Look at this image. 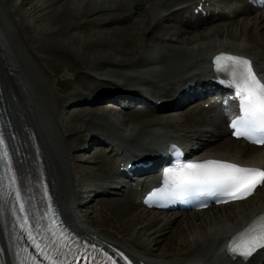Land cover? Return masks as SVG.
Segmentation results:
<instances>
[{
	"label": "bare ground",
	"instance_id": "6f19581e",
	"mask_svg": "<svg viewBox=\"0 0 264 264\" xmlns=\"http://www.w3.org/2000/svg\"><path fill=\"white\" fill-rule=\"evenodd\" d=\"M13 1L14 0H4L6 4H13ZM23 1L26 5L31 0ZM209 1L211 2L208 3ZM228 1L229 0H87L86 4L80 6L82 4H79L81 0H48L46 4L51 5L49 7L53 6V9L56 8V10L54 14L53 9L49 11L51 18L47 21L48 24L46 27H50L51 24L53 26L59 24V27L54 31L55 34L63 29L70 17H78L80 14H87V16L106 14V11L114 8L113 11L109 10L111 11L110 19L102 23L103 29L110 28V26L113 27L111 32H107L112 33L110 36H113L114 32L118 31V35L123 37L128 31L127 33L131 34L128 38L138 34L140 41L143 42L145 37L144 34L147 33L148 41L158 38L160 43L154 46L149 44V47L151 45L152 50L149 49L152 54L144 57L143 54L145 52L142 53L141 55L143 56H141V59L138 62L134 61L133 63L135 64L129 66V68L127 64L122 63V69L119 67L120 70L110 71L111 74L119 77L106 75L102 71L104 68L91 69V72L86 70L87 72L83 73L84 75H88L89 80L93 79V81L101 83L97 85L95 82L90 84L86 82L84 86L86 89L85 91L94 92L98 87L110 84L115 86V88L117 87L116 90L119 89L122 91L120 95L129 100V102H127L128 104H131L133 99L143 98L149 102L155 103L159 108L155 110L148 107L149 105L144 104L141 110H146L149 114L140 113L141 111L139 110L130 111L131 109L127 108L126 112H129V119L127 116L120 118V123L125 124L126 122L131 123L142 120L140 123L135 122L137 124L129 129H121L120 126H117L119 123H115L118 121L106 115L107 112H109L108 110L92 111L90 108H87L83 111L81 110V112L78 111L79 115L87 113L89 120L84 122L83 126H81L82 123L77 127V122L70 123L67 126L72 130L69 134V139H72L71 143L74 145L72 151L76 149L77 141H81L79 143L80 145H88L87 149L89 152L97 153L96 163L98 170L103 173L107 171L104 175H109L111 173L108 171V167L111 160L107 156L108 147L102 144L98 145L97 142L100 143V141L96 142V140L100 139L103 141L109 140L110 142L108 144L112 145L111 151L114 152L115 156L113 167L120 170L123 167H128L130 163H134L133 161L137 158L147 157L148 160L152 162L151 167H149L147 171L154 174L152 176L155 178L157 176L155 169L158 167L159 160L163 159L162 150L172 138L177 137L181 142L192 147L194 141L190 140L187 134H183L182 129H178L175 118L180 116L184 124L187 123L186 125H189L191 128H195V126L198 127V124L195 123L194 110L191 109V107L194 105L202 107L201 102H199V97L203 95L201 93L205 90L210 91L213 85L209 79L212 77L209 65L211 55L219 51H233L244 54L249 57L260 70L262 69V71H264V11L256 12L253 8L239 7L235 9L233 13H225L223 16L229 18V20L223 21L220 24H213L215 25L213 29L216 28L212 31H208L207 28L205 31L198 30V26L202 23L191 22L189 16L183 17L178 15V18L173 16V14H179V12L185 8H190L192 12L195 13L194 10L198 8V5L207 6L214 5L215 2L225 3ZM135 3H144L145 6L137 10L128 8L129 5L132 6ZM39 7L40 6L37 8ZM198 14H201V12ZM248 15L250 16L244 17L248 18L245 20H243V18H238ZM176 19H179L180 22ZM232 19L234 21L237 20L234 25L230 24V20ZM49 21H51V23ZM170 21H174V23L180 25L181 28L180 26L172 27L163 25V23ZM94 23L95 26H98L96 22ZM225 26L232 27V31L227 30ZM69 28L75 29L80 28V26L69 25ZM156 30L160 31V35H156ZM189 32L190 34L192 33V35L189 34L190 36L187 37L186 33ZM51 33L53 34V32ZM56 36L57 35H52L51 40L45 41L43 47L56 52H63L64 49L63 56L68 55L69 57L73 53L70 46L75 43V40L71 41L70 39V41L64 44L59 42ZM102 39L103 37L97 41L100 42ZM153 53H156V55ZM129 54L131 55V53ZM14 58L19 59V56L13 45L10 33L7 28L5 30L0 25V73L4 82V92L2 96L4 98V104L7 105L6 111L12 116L17 114L19 119L25 116L29 121L39 142L43 165L51 182V186L53 187L56 199L61 207L63 216L71 227L84 234L96 237L112 249H118L131 257L136 264H264V254L257 255L251 260L244 262L227 257L222 245L231 236L236 235L253 224L260 217L264 216V199L250 203L235 211L231 210L233 212L229 213L231 215L224 214L223 211L219 210L226 209L230 206H236L237 204L248 203L251 199L256 197L260 188L256 190L251 199L249 198L242 202L217 207L218 211L221 212L222 222L216 227L209 225L206 219L200 224H196V221L200 219H197L194 215L196 218L194 221L183 216L185 217L183 220L185 219L187 223L185 221L186 224L184 223V226H181V228H174L173 225L177 221L176 217L179 216L159 220L154 212H151L149 209L146 211L145 208L140 207L137 203L135 204L132 200L134 196H146L144 195L145 191L152 185V180L146 179L138 184L136 188L130 185L128 189L124 190V193L127 194L121 195L119 199H103L101 202L104 207L101 208L108 210V213L113 215L116 220L113 221L115 229L118 228L116 222L122 223L119 220L129 215L133 209H135L138 214V220L135 221L138 224L136 225L141 224L142 220L147 218V226H143L138 230L139 226L127 227L125 223H122L130 233L128 237L123 236L122 232H119L120 235L119 233H113L109 230L103 232L90 230L81 212L73 208L74 204L80 200L82 201L84 195H86L89 190L95 191V195L92 199L95 201L99 196L110 192L112 186L114 187L116 184L110 185L109 183L111 181H105L97 182L86 187H84L86 185L84 183L82 184V188L79 187L76 179L72 178L73 175H71L73 172L72 165L74 162L76 163L80 160L87 159L85 157L76 158V160L73 158L70 159V157L68 160L65 158L64 147L59 145V141L53 132V126L50 125L46 117H42V115L45 116V111L42 109L41 99L38 97L39 88L37 84L28 80L29 76H26V74H29L28 70H21V67L19 68L18 65L19 63L17 64ZM22 66L27 67L25 64ZM74 70L77 71V69ZM99 76L102 77L98 78ZM72 77L73 75L66 71L62 79L66 80ZM95 92L96 94L88 99L81 98L83 94H80V96H78L80 99L76 98L75 100L88 101V103L83 106L91 107L92 102L100 96L99 91ZM111 92H113V94L104 93L103 97L108 96V98H113L115 100L121 97L118 96V93L114 91ZM36 100L37 102L35 103ZM172 104L174 106L186 104L187 108H185V111L181 114L177 113L174 115L164 113L167 109L163 108ZM101 106L111 107L112 105L109 103L101 104ZM120 109L124 110V106L122 105ZM202 109L209 113L213 111L212 107H208L207 109L202 107ZM158 114H161V116H157ZM72 115L77 116L75 113H72ZM155 117L160 118L155 120L149 119ZM169 117H172L173 120H167ZM218 121V126L210 132L212 137L218 136L220 132L225 133L223 127L226 119L221 116ZM56 126L57 132L60 131L59 128H57L58 126ZM81 131L86 133V137L80 138L81 135H84ZM216 131H219V133ZM202 136V132H199L197 139L202 138ZM217 138H213L210 143L204 144L202 148L209 147L214 140L215 142L218 140ZM153 143L157 144V147L161 148V151L152 147L151 144ZM236 143H243L244 147H236ZM105 144H107V142H105ZM65 147H70V144H67ZM217 147L222 148L219 149ZM202 148L199 150V154L197 153V158L199 159L218 158L244 165L256 164L264 166V162L262 161L264 160V151H261V149L258 150L254 145L251 146L243 141L235 140L231 136L229 139H224V141L219 142L215 148L217 150H229V152H235L236 154L223 153V150L218 152L215 151V149L208 151L206 148L202 151ZM238 149L240 152H237ZM153 157L155 158L153 159ZM131 172L136 173L137 170ZM82 175L83 177L86 176L83 172ZM129 181L132 180L129 179ZM77 191L80 194H78ZM201 212L206 213L207 211ZM201 212L193 213L197 215ZM146 213H148V215H145ZM152 214L154 216H152ZM223 216L225 219H223ZM209 217H211L210 214ZM195 225H199V227ZM190 228H195L194 230L200 228L199 231H194L192 240L187 239V237L184 236L185 234H183V230L186 232L187 229ZM149 229L152 230L151 234H148L150 232ZM168 229L169 232L167 233L166 230ZM0 237L4 249L3 258L5 264H14L12 251L9 245V236L6 234L1 211ZM161 243L165 244V246L162 247L163 253L156 256L154 248L157 249L156 246H159ZM168 246H176L178 248L168 252L166 250Z\"/></svg>",
	"mask_w": 264,
	"mask_h": 264
},
{
	"label": "rangeland",
	"instance_id": "374dc122",
	"mask_svg": "<svg viewBox=\"0 0 264 264\" xmlns=\"http://www.w3.org/2000/svg\"><path fill=\"white\" fill-rule=\"evenodd\" d=\"M47 1L48 0H31L25 5L23 0H14L13 1L14 5H13V4H6L4 2V0H0V16H1L0 17V25L5 30L7 28L8 32L10 33V36H11L12 41H13V45L15 47V50L17 51V55L19 56V59L14 58L15 62L17 64L19 63L18 65H19V68L21 67V70L22 69H24V71L28 70L29 74H26L27 77L29 76L28 80L33 81L37 84V87L39 88V91H38L39 96L38 97H40L41 104H42L41 107L45 111L44 112L45 116L42 115V117H46L47 120H49L50 125L53 126L54 135L57 137V139L59 141V145L61 147H64L65 158L68 160V158L70 157V154L72 152H74L79 147V145H80L79 143L81 141L76 142V149L74 151H72V147L74 145L71 143L72 139L71 138L69 139V136H70L69 134H70V131H72V130L70 128H68L67 126L70 123H74V122H77V127H78V125H81L82 123L83 124L81 126H83L84 122H87V120H89V117L87 116V113H83L80 115L78 113L81 112V110L83 111L87 108H90V110H92V111L93 110H101V109H99L100 107L98 104L99 103H106V101H104V100H98L94 104L93 107H92V105H91V107H84V106L77 107L76 105L69 106L68 103H66L67 105H63L65 102L68 101L69 98L76 99V98H79L78 96H80V94H83V95H81V98H87L88 99L91 96H94L96 94L95 91L100 90L101 87H98L97 89L95 88L96 90L94 89L95 90L94 92L85 91L86 89L84 88V86H85L86 82H87V84L95 82L97 85H100L101 83H99L97 81H93V79L89 80L88 75H84L83 73H86L87 71L91 72L90 71L91 69L93 70V69H97V68L98 69L104 68V70H102V71L106 75L119 77L117 75L111 74L110 71L111 70H113V71L120 70L119 67H121V69H122L123 68L122 63L127 64L128 68H129V66L135 64V63H133L134 61L138 62L141 59V56L144 55V57H145V56H148L149 54H152L151 45L152 46L157 45L156 42L159 39L156 38L154 40L148 41L147 40L148 34L146 33V34H144L145 35L144 41L141 42L138 34H136L135 36L132 35L131 38H128L131 35V34L127 33L128 31L125 33V35L123 37L118 35V33H117L118 31L114 32V35H113L114 37L110 36V35H112V33H107V32H111L113 30V27L110 26V28L103 29L104 27L102 26V23L104 21H108L110 19V12L113 11L114 8L112 10L109 9L111 11H109V10L106 11V14H99V15H94V16H92V15L87 16V14L86 15L80 14L78 17H70L68 20V23H66V25L63 27V29L60 32L55 34L54 31L59 27L58 26L59 24L57 26H53L51 24V26H50L51 28L46 27L48 24L47 21L51 18L49 11H52V9H53V6L49 7L51 5L46 4ZM76 1H78V0H76ZM86 2H87V0H85V2H84V0H81V2H79V4L82 3L80 5V6H82V5L86 4ZM38 6H40L41 8L40 7L37 8ZM143 6H145L144 3H135L132 6L129 5V7L127 5V7L130 8L131 10H136V9H139ZM55 10H56V8L53 9V14H54ZM249 14H253V13H249ZM182 15H183V11H182ZM254 15H256V14H254ZM173 16L175 18H178V16H176V14H173ZM249 16L250 15L240 16L238 18H243V20H245L248 18H244V17H249ZM176 20L179 21V19H176ZM221 20L222 19H218V20H215V22L221 21ZM233 21H234L233 19L230 20L231 25H234L237 20L234 22ZM49 22L51 23V21H49ZM94 22H96L97 23L96 25H98V26H95ZM215 22L213 20H210L209 22L206 23V25L203 24L205 26H202L198 30H201V31L204 30L205 31V29H206L205 27H207V30L212 31L216 27L212 30L208 29V28H213V26H215V25L211 26V24H213ZM69 25H71V26L72 25H78V26H80V28L70 29ZM163 25L164 26H172V27H179L180 26L178 24H175L174 21L165 22V23H163ZM106 26H109V25H106ZM54 27H55V29H54ZM180 28H181V26H180ZM180 28H178V29H180ZM225 28L229 31H232V29H231L232 27L225 26ZM189 31H192V30H189ZM51 32H53V34ZM156 32H157V34L156 33H154V34H156L157 36L160 35L159 30H156ZM189 34H190V32L186 33L187 37L192 35V33L190 35ZM52 35H57L56 39L59 42L64 43V44L67 43L68 41H70V39H71V41L75 40V43H73L70 46L71 51H73V53L69 57H68V55L63 56L64 51H65L64 49H63V52H56L54 50L45 49L43 47V45H45L44 44L45 41L51 40ZM102 37H103V39L100 42H98L97 40L101 39ZM149 44H151L150 47H149ZM144 52L146 53V55ZM129 53H131V55ZM142 53H144V54L141 55ZM153 54L156 55V53H153ZM20 63H21V65H20ZM24 64L27 65V67L26 66L23 67L22 65H24ZM118 65H120V66H118ZM74 69H77V71H75ZM66 71L69 72L70 74H72L73 77L71 79H66V80L61 78L60 82L65 87H63L61 85V88H59L57 86V82H58L57 76H59L61 74L65 75ZM63 75H61V76H63ZM106 75H103V76H106ZM100 77H102V76H99L98 78H100ZM65 88L67 90L66 92H65ZM104 88L114 89V86L109 84V85H105ZM36 102H37V100L35 101V103ZM50 105H51V107H50ZM60 108H61V113L64 114L63 116L60 113ZM69 109L71 112H69ZM191 109L194 110L195 123L198 124V127L195 126V128H191L189 125H186L187 123L184 124V122L181 121L182 118L180 116L175 118V121L178 122V123L176 122L178 129H180V130L182 129L183 134H187L189 139L194 141L192 146H198V144H200L202 142H205V143L208 142V138H210V134H211L210 132L212 130H214L215 124H214V122H211L212 118H211V115L209 116L210 113L207 112L206 110H203L201 106H197V105L195 106L194 105L191 107ZM63 111H67V113H64ZM139 111H141L140 113L143 112V113L149 114L146 112V110H139ZM72 113H75L77 116L72 115ZM164 113H170V114H174V115L177 114V113H171V112H164ZM126 114L124 115L123 112H120V110H118V111L107 112L106 115L109 118L111 117L112 119L118 121L115 124L119 123L117 126H120L121 129H129L133 125L140 123V121H142V120L134 121L131 123L126 122L125 124L120 123L121 122V121H119L120 118H123L125 116H127V118H128L129 112H126ZM178 114H181V113H178ZM157 116H161V114H158ZM48 117H49V119H48ZM63 118H66V121H63L62 120ZM157 118H160V117L149 118V119L155 120ZM216 119H217V117L213 118L214 121ZM167 120L171 121V120H173V118L169 117ZM135 122H137V123H135ZM218 123H219V121H218ZM55 126L57 128H59L60 131L57 132ZM189 128H190V130H189ZM79 131H80V127H79ZM92 132H95V131H92ZM199 132H202V135H203L202 136L203 139L200 141H198V139H197ZM216 132L219 133V131H216ZM83 134L84 135H81L80 138H84L86 133H83ZM205 134H206V136H205ZM222 136H223V138H221ZM215 137L216 138L218 137L217 138L218 140L216 142L214 140L212 142V145L207 147L206 150L210 151L212 149H215V151H218V152L223 150L224 151L223 153L236 154L235 152H229V150H224V149L217 150L215 148L219 144V142L224 141V139L229 138L228 133L225 134V133L220 132L218 134V136H213V137L211 136V141ZM67 144H70V147H68V148L65 147ZM243 145H244L243 143H236V147L242 148V147H244ZM82 146L83 145H81L80 147H82ZM217 148L221 149L222 147H217ZM81 150L76 152V153L75 152L72 153L71 154L72 157L74 156L76 158H79V156L80 157L84 156L88 161L87 160H80L82 162L79 161L78 163L77 162L73 163V165H72V171L73 172L71 171L72 172L71 175H73L72 178H75L76 180H78L82 184L85 183L86 185L84 187L90 186V185L97 183V182L112 181L115 179V177L111 174H109V175L105 174L104 175V173H106L107 171L103 173L102 171L98 170L97 163H96V161H97V153L96 152L90 153L89 155L88 154L82 155V154H79V153H81ZM108 151H110V150L108 149ZM238 151H239V149L237 150V152ZM109 155L107 154V156L110 158L112 156V154L109 153ZM84 157H82V158H84ZM70 159H71V157H70ZM110 160H111V158H110ZM110 164H111V162H110ZM110 164H109L108 170L110 169L109 171H112ZM112 164L114 165V160H113ZM74 168H76V170ZM70 169H71V166H70ZM81 170H82L83 174H85L86 176L83 177ZM129 185H130V183H128L127 181H122L120 183V186H129ZM114 190L119 191V189L114 188L110 192H108L107 194L99 196L95 201H93L91 206H88L89 208H83L79 204H76L75 207L81 212V214L83 212L82 215H83L84 220L87 221L86 224L89 225L92 229L97 230L98 232L99 231L100 232L108 231L110 229V230H112V231L109 230L110 232H114V233L122 232L123 236L128 237V236H130L129 235L130 233L127 230L126 226L127 227L139 226L138 230H140L141 227L147 226V224H148L147 220L148 219L147 218L143 219L141 224L136 225V224H138L137 222H135L138 220V214H137L136 210L133 209V211L129 215H127V216H125L119 220L122 223H125L126 226L120 222H116V225L118 226V228L115 229L114 222H113V221H116L115 218L113 217V215L111 213H108L109 212L108 210L101 208V207H104L103 203L101 202L103 199L104 200L110 199V198L119 199L121 197V195H122L121 193L119 195H111V192H113ZM77 193L80 194L78 191H77ZM124 194H127V193H124ZM263 199H264V187L260 191H258L256 197H254V199H251V201H249L248 203L238 204L239 206L238 205L230 206L226 209H219V210L223 211L224 214L231 215L229 213H231L233 210L235 211L238 208H243V207L249 205L250 203L257 202V201L263 200ZM132 200L135 202V204H136V202L138 204V201H139L138 196H137V198L134 196L132 198ZM94 211H95V213H94ZM154 213L158 217L159 220H164L167 217L170 218V216H167L168 213H159V212H157V213L154 212ZM209 214L211 215V217H209ZM145 215H148V213H146ZM194 215L196 216L197 219H200V220L196 221V224H200L201 222H203V220L206 219L207 223L209 225H212V227H216L220 222H222V215H221V212L218 211V208L207 211L206 213L201 212L200 214H197V215L195 213L191 212V213H188L187 215H184V216H186L187 218L192 219L194 221L196 219ZM128 216H129V218H128ZM152 216H154V215L152 214ZM183 218H185V217H183V216L182 217L181 216L176 217L177 221L174 223L173 227L174 228H178V227L181 228V226H184V223L186 220L185 219L183 220ZM223 219H225L224 216H223ZM186 223H187V221H186ZM195 226L199 227V225H195ZM109 227H111V228H109ZM117 229L118 230L120 229L121 231L120 230L118 231ZM194 229H192V228L187 229L186 232H185V230H183V234H185L184 236H186L187 239L192 240L194 231H199L200 228H198L196 230H194ZM166 231L168 233L169 229ZM151 233H152V230H150V232L148 234H151ZM163 244L164 243H161L159 246H156L157 249L154 248V250L156 252L155 253L156 256H159V254L163 253L162 247L165 246V244L164 245ZM177 248L178 247H176V246H172V247L168 246L166 248V250L168 252H171L172 249H177Z\"/></svg>",
	"mask_w": 264,
	"mask_h": 264
},
{
	"label": "snow or ice",
	"instance_id": "6c2138e0",
	"mask_svg": "<svg viewBox=\"0 0 264 264\" xmlns=\"http://www.w3.org/2000/svg\"><path fill=\"white\" fill-rule=\"evenodd\" d=\"M217 70H223L230 73V86L234 87L235 95L239 98V110L241 115L232 120L231 127L234 129V135L253 139L254 135L261 138L255 142L264 143V82L257 78L253 70L252 62L239 56H217ZM223 60L225 63L221 64ZM4 147L3 138L0 137V148ZM4 156H7L5 149ZM10 165V161H8ZM11 171V169L9 168ZM165 188L157 189L151 196L160 193L165 195H178L197 191L207 194H218L230 197L231 199H243L251 195L258 187L264 186V169L257 167H243L236 163H229L220 160H204L200 163L179 164L174 168H166L163 172ZM17 176L12 172L9 177V183L15 192L16 202L19 205V212L25 215L18 219L21 227H26L28 223V214L26 212L27 201L22 198L21 190L16 186ZM28 231L29 239L33 240L36 248L47 257L46 249L51 247L55 250L57 260L59 256L65 255L62 252L59 241L41 244L36 241L31 228ZM238 242L230 243L227 251L233 258L239 257L247 261L258 249H264V225L259 227H250L240 234ZM66 246V244L64 245ZM110 264H116L111 257H107ZM118 255L128 260L124 254ZM53 260L52 264H57ZM59 264H66L65 261H59ZM131 264V262H128Z\"/></svg>",
	"mask_w": 264,
	"mask_h": 264
}]
</instances>
